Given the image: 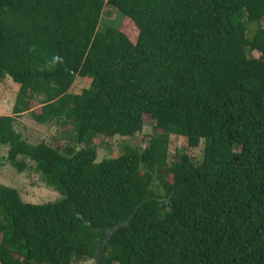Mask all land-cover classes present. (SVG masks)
I'll use <instances>...</instances> for the list:
<instances>
[{"label":"trees","instance_id":"1","mask_svg":"<svg viewBox=\"0 0 264 264\" xmlns=\"http://www.w3.org/2000/svg\"><path fill=\"white\" fill-rule=\"evenodd\" d=\"M106 8L121 28L100 30ZM7 78L14 115L73 129L33 145L0 116L11 165L64 196L30 204L0 183V264H264V0H0ZM146 117L145 148L98 162L101 137ZM172 137L201 161L171 156Z\"/></svg>","mask_w":264,"mask_h":264},{"label":"rangeland","instance_id":"2","mask_svg":"<svg viewBox=\"0 0 264 264\" xmlns=\"http://www.w3.org/2000/svg\"><path fill=\"white\" fill-rule=\"evenodd\" d=\"M120 14V13H119ZM117 14L111 11L109 8L105 9L103 15L100 30L106 29L115 23L118 28H121L124 21L122 14ZM256 27H253L249 31V35L253 36ZM252 56L255 58L260 57V53L252 52ZM91 80H84L78 78L71 90V92L80 94L83 90L90 87ZM20 85L12 81L11 78H7L0 85V116H13L16 117V131L23 135V138L30 144L39 145L46 143L52 147L64 148L68 145L66 134L72 131V126L68 125L62 127L60 125L46 124L42 125L37 123L31 112L24 113L22 115H14V108L18 100ZM35 108L34 110H36ZM146 126L142 133L137 134L133 138H121L116 137L114 139H107L101 137L102 143H96L98 145L99 160L102 162L104 159H111L120 156L123 153V149L126 145L133 147L140 146L145 148L150 141L159 131L155 130V123L150 117L145 118ZM203 146L197 149H190L188 147L187 140L183 137H172L170 153L173 156L177 151L180 153H186L193 157L197 162L201 161L203 155ZM9 154V148L0 145V183L6 186L17 189L24 202L30 204H46L56 203L63 199V195L56 191V189L49 187L42 176H39L32 162L29 161L30 168L20 173L15 167L8 161L7 156ZM156 183L155 190L158 194L163 195L162 188L158 187ZM73 264H95L93 260L82 259L75 260Z\"/></svg>","mask_w":264,"mask_h":264}]
</instances>
